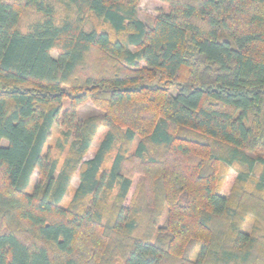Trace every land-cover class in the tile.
Masks as SVG:
<instances>
[{"label": "trees", "instance_id": "obj_1", "mask_svg": "<svg viewBox=\"0 0 264 264\" xmlns=\"http://www.w3.org/2000/svg\"><path fill=\"white\" fill-rule=\"evenodd\" d=\"M159 1L0 0V264H264V0Z\"/></svg>", "mask_w": 264, "mask_h": 264}, {"label": "rangeland", "instance_id": "obj_2", "mask_svg": "<svg viewBox=\"0 0 264 264\" xmlns=\"http://www.w3.org/2000/svg\"><path fill=\"white\" fill-rule=\"evenodd\" d=\"M168 8L167 6L160 2L159 0H141L140 5H139V17L147 22V23H152L153 19L159 14V12L161 11H166ZM68 103V101H66V104ZM103 109L98 107L97 105L94 104V102L92 100H87L80 108H79V116L83 119L86 118L87 116L90 115H95V114H99L102 113ZM64 131V127H62L60 124H55L52 128V133L51 136L46 144L45 147V152L48 153V155L52 158H59L60 163L62 162V159L64 157V155H60L58 149L56 148V144L59 142L60 138L62 137V133ZM106 128L102 127L98 133V135L96 136L91 149L88 153V157L87 158H91L95 152V150L97 149L103 135L105 134ZM4 144H6V141H3ZM225 170L224 166L219 167V177L220 175H223V171ZM38 173L36 172L32 178V183L29 189H31V187L33 186V184L35 183V181L38 178ZM139 176H134V184L132 186L130 195L133 193V191L136 188L137 182H138ZM79 184V172H75L73 178H72V182H71V187L68 191V194L64 200V204L68 205L69 201L71 200V197L73 195V192L75 190V188L77 187V185ZM255 219L253 217L249 218L247 227L251 228L253 223H254ZM60 260L57 261V264H59Z\"/></svg>", "mask_w": 264, "mask_h": 264}]
</instances>
